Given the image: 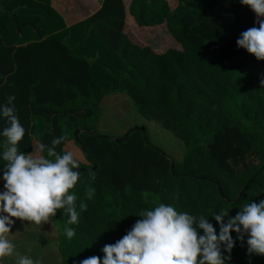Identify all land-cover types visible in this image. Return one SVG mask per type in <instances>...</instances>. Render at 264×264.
Masks as SVG:
<instances>
[{
    "label": "trees",
    "instance_id": "1",
    "mask_svg": "<svg viewBox=\"0 0 264 264\" xmlns=\"http://www.w3.org/2000/svg\"><path fill=\"white\" fill-rule=\"evenodd\" d=\"M128 13L140 28L165 24L182 50L157 54L133 44L123 0H103L71 27L49 0H0V103L15 96L26 130L21 150L46 155L39 144L64 136L56 151L78 161L80 180L70 191L79 223L66 225L62 210L49 221L59 264L102 256L104 244L159 202L207 217L264 199V61H237L243 49L235 44L254 14L239 0H177L173 9L167 0H131ZM116 93L175 133L185 147L181 161L151 145L145 128L116 140L96 131L100 102ZM231 257L230 264H248L244 247Z\"/></svg>",
    "mask_w": 264,
    "mask_h": 264
},
{
    "label": "clouds",
    "instance_id": "2",
    "mask_svg": "<svg viewBox=\"0 0 264 264\" xmlns=\"http://www.w3.org/2000/svg\"><path fill=\"white\" fill-rule=\"evenodd\" d=\"M254 14L253 26L239 33L236 47L264 61V0H239ZM264 86V77L259 81ZM9 95L0 103V264L9 257L15 264H40L21 254L10 239L18 221L39 226L62 210L66 225L79 223L77 195L73 190L80 180L78 161L73 153H59L56 146L64 136L54 137L50 145L40 143L38 153H25L20 142L25 128L20 123ZM88 198L92 193L89 192ZM86 205L79 204L80 211ZM139 217L119 239L104 244L102 256L92 255L77 264H230L234 247H244L248 264L251 258L264 257V199L249 201L235 212L220 209L210 216L177 210L159 202L140 210ZM211 218V219H210ZM215 222V226L214 223ZM67 239L75 236L72 227L64 228Z\"/></svg>",
    "mask_w": 264,
    "mask_h": 264
},
{
    "label": "rangeland",
    "instance_id": "3",
    "mask_svg": "<svg viewBox=\"0 0 264 264\" xmlns=\"http://www.w3.org/2000/svg\"><path fill=\"white\" fill-rule=\"evenodd\" d=\"M168 1L172 4L175 0ZM167 34L169 33L166 32L165 28L161 27L151 32H144L139 38L140 41H143L142 45L144 47L147 46L159 53L170 46V38L167 37ZM241 58L256 60L244 50L238 56L237 61ZM128 100V110L123 115H119V118L115 115L116 111L114 110L112 111V119L104 118V110L100 109L101 114L98 125H96V131L115 139L122 136H120V132L126 126H129L127 131L143 127L146 129L147 140L151 145L159 148L170 159L181 161L185 153L182 141L172 130L165 129L158 119L143 114L131 99ZM11 231L13 233L10 234V239L16 244V249L21 254L29 255L34 260H39L40 264L60 263V256L57 251L58 231L50 222L35 226L28 222L21 223L17 220ZM6 264H15V258H7Z\"/></svg>",
    "mask_w": 264,
    "mask_h": 264
},
{
    "label": "crops",
    "instance_id": "4",
    "mask_svg": "<svg viewBox=\"0 0 264 264\" xmlns=\"http://www.w3.org/2000/svg\"><path fill=\"white\" fill-rule=\"evenodd\" d=\"M50 7L54 9L63 19V22L66 27H71L87 18L95 14L101 7L103 0H49ZM131 0H123V4L126 10L125 17V26H124V34L128 37V39L135 45L140 47H144L142 45L143 41H140V35L144 32H151L154 29L164 27L166 32L169 33L166 29L165 24L160 26L150 27V28H140L136 25L132 16L128 13V8ZM171 9L175 8L177 5V0L173 1L172 4L167 0ZM167 37L170 38L168 48L164 51L157 53L161 54L167 51L168 49L182 50L181 46L176 43L170 34H167ZM166 38V34H165ZM129 98L123 93H116L105 96L100 102V109L104 110V118L112 119L113 110L116 111L115 115L119 118V115H123L126 110H128V100ZM129 129V126H126L122 132H120V136L124 135L126 131ZM121 136V137H122ZM120 138V137H119ZM115 138L113 140H116ZM2 186V185H0Z\"/></svg>",
    "mask_w": 264,
    "mask_h": 264
},
{
    "label": "water",
    "instance_id": "5",
    "mask_svg": "<svg viewBox=\"0 0 264 264\" xmlns=\"http://www.w3.org/2000/svg\"><path fill=\"white\" fill-rule=\"evenodd\" d=\"M138 129H140V130H142V131L144 130L143 127H138ZM77 132H78V131L74 132V136H76ZM126 136H127V134H126ZM126 136H125V137H126ZM95 168H96V167L94 166L93 169H95Z\"/></svg>",
    "mask_w": 264,
    "mask_h": 264
}]
</instances>
